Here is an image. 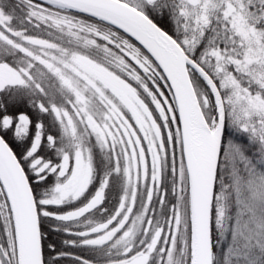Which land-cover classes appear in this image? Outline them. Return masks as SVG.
Segmentation results:
<instances>
[{"label":"snow or ice","instance_id":"obj_1","mask_svg":"<svg viewBox=\"0 0 264 264\" xmlns=\"http://www.w3.org/2000/svg\"><path fill=\"white\" fill-rule=\"evenodd\" d=\"M0 264H264V0H0Z\"/></svg>","mask_w":264,"mask_h":264}]
</instances>
